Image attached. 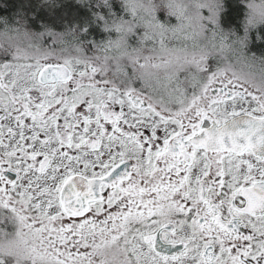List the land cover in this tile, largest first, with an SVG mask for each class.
<instances>
[{"label":"snow or ice","instance_id":"1","mask_svg":"<svg viewBox=\"0 0 264 264\" xmlns=\"http://www.w3.org/2000/svg\"><path fill=\"white\" fill-rule=\"evenodd\" d=\"M244 3L227 29L228 0L0 17V264H264V0Z\"/></svg>","mask_w":264,"mask_h":264},{"label":"trees","instance_id":"2","mask_svg":"<svg viewBox=\"0 0 264 264\" xmlns=\"http://www.w3.org/2000/svg\"><path fill=\"white\" fill-rule=\"evenodd\" d=\"M36 1L37 4L34 10H25L24 7L26 4H24V2L20 4L14 0H0V5H3V7L0 8V17H7L11 19L14 13H16L17 11H23L29 16L30 19L34 18L38 16V14L40 13L39 11L43 8L44 5H46V0H36ZM241 2L242 0H228V6H227L228 14L224 17V24H223L225 29L229 27L235 28L242 21L243 14L246 10ZM74 3L75 2H73V4ZM21 5H23L22 9L20 7ZM240 34L241 35L243 34L242 28L240 30ZM93 36L96 39H101L103 37V34L97 31L93 33ZM261 49H264V42L259 40L254 41L252 45V50L257 52V54H259V51Z\"/></svg>","mask_w":264,"mask_h":264},{"label":"rangeland","instance_id":"3","mask_svg":"<svg viewBox=\"0 0 264 264\" xmlns=\"http://www.w3.org/2000/svg\"><path fill=\"white\" fill-rule=\"evenodd\" d=\"M14 1H17L20 4L22 2H24V4H26L25 5L26 8L24 7L25 10H34L35 9V6L37 4V1L36 0H14ZM72 1L75 2V0H56V3L58 5V7L55 8V9H49L46 5H44L43 8L39 11L40 13L38 14V16H41L42 15L45 18H50L51 13L60 10V7L59 6L63 5L64 3H68V2L73 3ZM241 3L243 4V7L246 10V5L244 3V0H242ZM174 22L175 21L173 20V23Z\"/></svg>","mask_w":264,"mask_h":264},{"label":"clouds","instance_id":"4","mask_svg":"<svg viewBox=\"0 0 264 264\" xmlns=\"http://www.w3.org/2000/svg\"><path fill=\"white\" fill-rule=\"evenodd\" d=\"M12 248L15 252L23 254L25 251V246L22 243L16 242L12 245Z\"/></svg>","mask_w":264,"mask_h":264}]
</instances>
